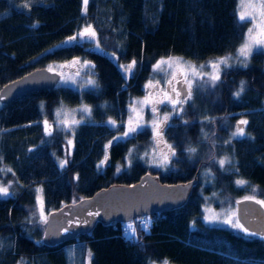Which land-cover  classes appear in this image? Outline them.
Here are the masks:
<instances>
[{
    "label": "trees",
    "instance_id": "1",
    "mask_svg": "<svg viewBox=\"0 0 264 264\" xmlns=\"http://www.w3.org/2000/svg\"><path fill=\"white\" fill-rule=\"evenodd\" d=\"M29 2L27 9L25 0H0V89L35 69L73 59L80 61L75 68L88 62L96 86L79 80V90L57 84L0 103V180L15 192L0 198V264H68L74 244L82 260L91 253L88 264H264L260 236L203 220L204 204L222 208L246 197L264 200V50L254 51L247 67L224 68L215 86L206 78L194 82L192 98L164 126L160 148L166 152V142L175 151L166 166H157L160 152L150 126L142 122L137 132L123 135L128 106L144 98L149 80L157 81L151 73L158 60L203 63L232 55L241 45L250 24L239 22L238 0H88L86 11L84 0ZM86 25L96 32L94 42L65 43ZM133 60L132 72L125 73L121 65ZM82 105L91 115L75 112L82 122L63 133L57 111ZM158 108L161 117L169 113L165 105ZM242 119L248 121L240 125L245 135L233 137ZM45 120L51 135L45 134ZM68 138L72 145L64 155ZM222 159L228 161L223 168ZM146 173L162 184L194 178L196 184L182 207L150 215L149 231L136 224L134 238L123 224L97 223L75 239L42 242L37 189L47 217L100 189L135 184ZM237 180L246 183L238 186Z\"/></svg>",
    "mask_w": 264,
    "mask_h": 264
},
{
    "label": "snow or ice",
    "instance_id": "2",
    "mask_svg": "<svg viewBox=\"0 0 264 264\" xmlns=\"http://www.w3.org/2000/svg\"><path fill=\"white\" fill-rule=\"evenodd\" d=\"M88 0H84L85 11L87 6ZM30 2L29 0H25L23 4L24 8L30 9ZM236 14L238 16L239 22L242 24H250L247 28V32L244 35L243 43L237 49L235 57L231 54L225 55L220 57L214 61H210L207 67L212 69L211 73H207L204 71L205 65H200L197 67L195 64H192L188 61L183 60L181 57H167L161 58L153 65V72H164L166 75V79L163 81V86H161V81L157 80L153 83L152 80H149L145 84L146 89H152L149 91L148 94L145 96L143 100H137L133 102L131 106V111L137 113V118L135 122L132 118L129 119L127 131L123 133L124 137L129 136L131 133L137 132L139 129L142 128V124L140 121L143 119L142 116L139 115V112L143 111L145 106H151V111L154 115V119L151 123L153 137L156 141L157 150H159L160 155L157 157L158 167H164L168 164L171 159V156L175 155V151L172 145L167 144L164 142V148L167 149L165 152L164 149L160 148V143L163 141L164 135V126L167 125L168 121L171 118L170 113H165L162 117L158 115L160 109L158 105H169L171 106L174 112H178L182 110L183 104L192 98V89L193 83L196 80H205L206 82H211L212 86H215L216 82L220 79V72L221 67L228 68L231 67L232 64L230 61H236L242 64L243 66L247 67V62L250 56L253 54L254 50L264 49V0H238L237 2V9ZM34 27L36 25H33ZM84 40H95L96 39V32L92 28L91 25H86L84 29L77 33L76 36H71L68 38L65 43H72L76 42L77 39ZM97 48H99V44L97 43ZM80 64L78 59H73L70 65H60L61 69L68 68V67H75L76 65ZM136 61L133 60L127 66L121 65L122 70L125 73H131L133 68L135 67ZM84 65L87 66L88 62L85 61ZM49 72H54V68L49 66ZM56 75L61 76L63 82L68 83L71 82L73 84L77 83L76 79L73 76H69L67 79L64 77V73L56 72ZM74 76H79V70L74 73ZM87 85L96 86V82L94 80H88ZM186 86V87H184ZM243 91V82H241V89ZM234 95L239 96L240 92H236ZM139 109V112L137 111ZM79 111L84 113L85 115H91V108L87 105H82L79 109H73L71 112H68L61 108L57 111L56 116L59 118L63 116V119H60V124L63 125L66 131H73L74 128L80 124L81 120H76L74 118L75 112ZM71 117V119H69ZM108 123L113 127H116V122L113 120H109ZM247 120H240L238 122L236 131L233 132V137H242L245 135V130L240 125H247ZM45 126V134L51 135L50 128L48 121H44ZM71 143V141H69ZM111 143V142H110ZM108 146L106 145V148ZM188 151L190 153H194L196 149L189 148ZM108 159L107 154H105L104 160ZM228 161L226 159H222L219 161L221 168L224 167L225 163ZM66 161L60 162V167L65 166ZM104 161L101 162L103 164ZM11 171V169H8ZM238 186H243L246 181L244 180H237L236 181ZM255 191V189H253ZM37 193H42V189H37ZM9 191L8 187L0 186V197L8 196ZM246 200H254L255 203L259 204L261 207H264V200H255L254 197H246ZM37 201L40 204L41 208V219L44 222H47V217L44 215L43 210V201L42 196L38 195ZM211 211V210H207ZM92 215V213H90ZM98 215V213H97ZM205 221L208 223H215L221 222L225 224H229L233 227L239 228L240 231L245 232L247 235H257L254 232H248L246 228L240 225L239 221L236 220L231 213L226 214V218L220 219L215 213H211L210 215L205 216ZM147 228V225H145ZM264 239V236L261 237ZM91 257V253H89ZM164 264H168V261L165 260Z\"/></svg>",
    "mask_w": 264,
    "mask_h": 264
},
{
    "label": "water",
    "instance_id": "3",
    "mask_svg": "<svg viewBox=\"0 0 264 264\" xmlns=\"http://www.w3.org/2000/svg\"><path fill=\"white\" fill-rule=\"evenodd\" d=\"M55 73L38 68L4 85L0 89V103L8 104L31 92L52 90L61 80ZM195 184L196 178L186 183L162 184L157 177L146 173L135 184L100 189L89 198L48 214L42 242L52 246L89 234L97 223L124 224L136 217L178 209L186 203ZM235 213L248 232L264 236V207L244 198L236 201Z\"/></svg>",
    "mask_w": 264,
    "mask_h": 264
},
{
    "label": "rangeland",
    "instance_id": "4",
    "mask_svg": "<svg viewBox=\"0 0 264 264\" xmlns=\"http://www.w3.org/2000/svg\"><path fill=\"white\" fill-rule=\"evenodd\" d=\"M89 40V39H88ZM89 41H92L94 42V40H89ZM243 43V42H242ZM241 43V44H242ZM241 46V45H240ZM259 50H264V49H259ZM259 50H254V51H259ZM237 51V50H236ZM253 51V52H254ZM235 54H232L233 57H235ZM221 57V56H220ZM220 57H216L215 59H211V60H208V61H205L203 63H192V64H195L197 67H199L200 65H205V69L204 71L207 72V73H211L212 72V69L210 67H207V65L209 64L210 61H214ZM223 57V56H222ZM189 62V61H188ZM191 63V62H190ZM230 63L232 65H242L240 64L239 62H236V61H230ZM60 65H66V64H56V65H53L52 67L54 68V71L55 72H63L64 73V77L65 79H67L69 76H73V78L76 79L77 83L73 84L71 82H68V83H65L62 81V79L59 81L58 85H62V86H65V87H69V88H73V89H76V90H79L78 89V81L79 80H84V81H88V80H92V75H93V71H92V68L90 65H87V66H77L76 68L75 67H68V68H63L61 69L59 66ZM70 65V64H69ZM49 68V67H48ZM223 66L221 67V72L223 70ZM79 70V72H83L84 75L83 76H74V73ZM220 72V74H221ZM157 74V75H156ZM156 76L157 79L156 80H159L161 81V85L163 84V81L166 79V75L164 74V72H153L152 70V73H151V77L152 76ZM195 82V81H194ZM153 83H155V81H153ZM194 84V83H193ZM88 86V85H86ZM186 87V86H184ZM87 88V87H86ZM149 91H152V89H146L145 90V93L144 95L146 96L148 94ZM144 96V98H145ZM144 98H140V99H136V100H132V104H130L128 106V116L127 118L125 119V122L123 123L125 126H126V129L128 128V122H129V119L132 118L133 121L135 122L136 118H137V113L131 111V106L133 105V102L134 101H137V100H143ZM160 105H158L159 107ZM81 107V106H80ZM80 107H74L73 109H79ZM165 107L167 108L166 110L169 112V113H177V112H174L171 108V106L169 105H165ZM64 110L68 111V112H71V110L73 109H66V108H63ZM137 111L139 112V109H137ZM181 111V110H179ZM178 111V112H179ZM78 111H76L77 113ZM82 113V112H81ZM146 113L149 114V116L152 118V119H148V120H145V115ZM84 114V113H83ZM85 115V114H84ZM139 115L143 117V119L140 121V123L142 124V122L144 123V125H147V126H150L151 127V123L154 119V115L151 111V106H145L143 108V111L142 112H139ZM60 119H63V116L59 117L57 119L58 122V127L61 129V131L64 133H66V130L64 129L63 125L60 124ZM69 119H71V117H69ZM84 120V119H82ZM152 129V127H151ZM69 141H71V143H69ZM72 145V139L71 138H68L67 139V142L65 143V146H66V152L64 155H67V152L71 149ZM0 186H4V187H8V191H9V195L8 196H3V197H0V198H8V197H12V195H15V192H14V189H12V185L11 183H4L0 180ZM14 192V193H13ZM37 197H38V194L36 195V201H37ZM207 210H211L210 212L207 211ZM38 211L41 212V208H40V204L38 205ZM211 213H215L221 220L226 218V214L227 213H231L232 216L236 219V213H235V205H226L225 207H222V208H215L213 207L212 205H203V220L205 221V216L207 215H210ZM237 220V219H236ZM206 222V221H205ZM140 223L142 228L146 231H149V226L151 224V219L149 216H142V217H136L134 218L133 220L129 221V222H126L123 224V226L125 227L126 231L125 233L127 234V237H132L134 238L135 235H134V227L136 224ZM207 224L209 225H217V226H222V227H226V228H229L233 231H239V228H236V227H233L229 224H225V223H221V222H215V223H208L206 222ZM145 225H147V228H145ZM79 250L77 249V245L74 244L72 245L68 250H67V260H68V264H88V260H89V254L86 252V254L84 255L83 257V260L81 259L80 255H79ZM149 264H164V261L163 262H150ZM169 264V263H168Z\"/></svg>",
    "mask_w": 264,
    "mask_h": 264
},
{
    "label": "bare ground",
    "instance_id": "5",
    "mask_svg": "<svg viewBox=\"0 0 264 264\" xmlns=\"http://www.w3.org/2000/svg\"><path fill=\"white\" fill-rule=\"evenodd\" d=\"M239 47H240V45L236 48V50H237ZM236 50H235V52H236ZM235 52H234V53H235ZM234 53H233V54H234Z\"/></svg>",
    "mask_w": 264,
    "mask_h": 264
},
{
    "label": "built area",
    "instance_id": "6",
    "mask_svg": "<svg viewBox=\"0 0 264 264\" xmlns=\"http://www.w3.org/2000/svg\"><path fill=\"white\" fill-rule=\"evenodd\" d=\"M124 232H125V230L124 229H122Z\"/></svg>",
    "mask_w": 264,
    "mask_h": 264
}]
</instances>
